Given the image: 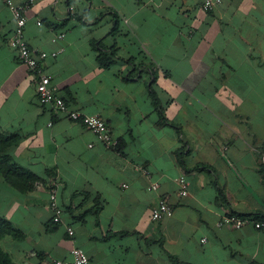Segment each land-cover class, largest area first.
<instances>
[{"label": "crops", "instance_id": "obj_1", "mask_svg": "<svg viewBox=\"0 0 264 264\" xmlns=\"http://www.w3.org/2000/svg\"><path fill=\"white\" fill-rule=\"evenodd\" d=\"M27 15L32 48H64L42 63L57 93L103 118L120 151L39 104L0 0V134L16 138L8 165L40 181L23 192L0 170V217L24 234L0 241L13 261L54 264L78 247L88 264H264V0L212 12L201 0H36ZM58 32L66 38L54 42ZM100 47L116 54L110 69ZM159 198L174 215L153 221ZM229 214L246 218L242 229L218 226Z\"/></svg>", "mask_w": 264, "mask_h": 264}, {"label": "built area", "instance_id": "obj_2", "mask_svg": "<svg viewBox=\"0 0 264 264\" xmlns=\"http://www.w3.org/2000/svg\"><path fill=\"white\" fill-rule=\"evenodd\" d=\"M36 0H30L27 4H17L13 0H5L6 5L10 9L15 22L14 32L9 40V45L13 48L18 56L19 62L26 66L32 75L36 87V96L41 106L51 107L56 113L64 116L71 122L80 123L89 129L98 139L100 143L108 150L119 151L120 143L113 137L106 121L95 115H88L82 111L73 109L66 101L57 93L53 87L51 78L43 68L42 63L48 58H56L64 52L61 47L58 50L47 53L37 51L32 48L25 37V29L29 21L27 12ZM233 0H201V7L206 12L214 11L224 2H232ZM40 24V23H39ZM66 38L65 32H58L54 36V42H61ZM52 125V124H50ZM92 147V145L90 146ZM264 164V156H263ZM149 179V191H158L160 183L152 180V173L149 170H141ZM178 193L181 197L189 195V182L185 176L177 181ZM49 207L53 213V221L55 223L62 222L63 208L58 202L57 190L52 189L50 192ZM174 215L173 206L164 198H159L155 209L152 212L153 221H161L165 218H171ZM245 220L234 214L224 216L218 223L219 227H229L236 230L242 229ZM258 229H264L263 223H256ZM70 236L74 235L72 228H68ZM71 260H53L54 264H88L89 257L84 250L73 247L70 250Z\"/></svg>", "mask_w": 264, "mask_h": 264}, {"label": "trees", "instance_id": "obj_3", "mask_svg": "<svg viewBox=\"0 0 264 264\" xmlns=\"http://www.w3.org/2000/svg\"><path fill=\"white\" fill-rule=\"evenodd\" d=\"M116 58L117 57L114 51H110V53H108L101 47L99 48L97 61L100 68L110 69L114 64ZM144 67L145 66L139 65V68H144ZM154 99L157 100L155 97ZM15 142H16L15 137H8L0 134V170L1 172L4 173L5 180L8 183L12 184L14 187H16L17 189L23 192H27L32 190L40 181L38 180V178L34 177V175L31 172L24 170L21 167H18L14 164L8 165L10 163V158L7 155V149ZM119 151H120V147H119ZM201 169H207V167L203 166ZM196 170H200V168ZM236 216H238L243 220H246V218L241 215H236ZM263 222H264V218L260 220L258 219L257 221V223H263ZM60 223H55V224H60ZM23 236L24 234L18 229H16L10 223V221L6 220L3 217H0V241L6 237H11L17 241H20L24 238ZM0 264H16L13 261L12 256L8 252L4 251L1 247H0Z\"/></svg>", "mask_w": 264, "mask_h": 264}]
</instances>
